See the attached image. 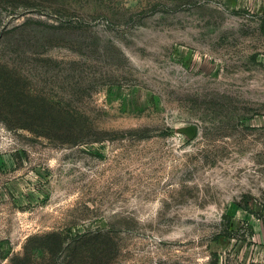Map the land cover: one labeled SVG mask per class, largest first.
<instances>
[{
  "label": "rangeland",
  "instance_id": "obj_1",
  "mask_svg": "<svg viewBox=\"0 0 264 264\" xmlns=\"http://www.w3.org/2000/svg\"><path fill=\"white\" fill-rule=\"evenodd\" d=\"M0 264H264V0H0Z\"/></svg>",
  "mask_w": 264,
  "mask_h": 264
},
{
  "label": "water",
  "instance_id": "obj_2",
  "mask_svg": "<svg viewBox=\"0 0 264 264\" xmlns=\"http://www.w3.org/2000/svg\"><path fill=\"white\" fill-rule=\"evenodd\" d=\"M179 130L187 133L191 138H193L197 134L198 128L196 125H190L187 127H181Z\"/></svg>",
  "mask_w": 264,
  "mask_h": 264
},
{
  "label": "trees",
  "instance_id": "obj_3",
  "mask_svg": "<svg viewBox=\"0 0 264 264\" xmlns=\"http://www.w3.org/2000/svg\"><path fill=\"white\" fill-rule=\"evenodd\" d=\"M24 127H25V126H24ZM94 258H95V259L97 258V257H96V255H95V257H94Z\"/></svg>",
  "mask_w": 264,
  "mask_h": 264
}]
</instances>
